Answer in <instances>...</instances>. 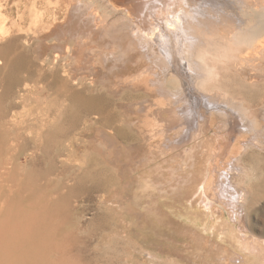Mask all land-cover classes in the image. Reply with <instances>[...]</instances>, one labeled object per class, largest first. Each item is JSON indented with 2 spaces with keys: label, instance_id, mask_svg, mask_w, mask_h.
<instances>
[{
  "label": "bare ground",
  "instance_id": "1",
  "mask_svg": "<svg viewBox=\"0 0 264 264\" xmlns=\"http://www.w3.org/2000/svg\"><path fill=\"white\" fill-rule=\"evenodd\" d=\"M16 1L50 21L43 24L49 48L59 44L72 55L112 42L114 64L101 77L107 91L144 95L129 120L148 139L142 164L151 162L152 177L144 171L139 190L151 182L155 190L144 197L183 215L199 230L186 228L195 250L216 264H264V243L244 234L260 163L253 154L264 147V112L252 105L264 92V0ZM3 13L0 3V21ZM26 61L23 52L12 62L16 84ZM91 86L70 95L87 113L105 106ZM164 164L167 174L158 177ZM9 198L0 205V264H69L74 231L61 222L66 211L45 199L22 206L15 193ZM209 226L215 246L201 236Z\"/></svg>",
  "mask_w": 264,
  "mask_h": 264
},
{
  "label": "rangeland",
  "instance_id": "2",
  "mask_svg": "<svg viewBox=\"0 0 264 264\" xmlns=\"http://www.w3.org/2000/svg\"><path fill=\"white\" fill-rule=\"evenodd\" d=\"M0 3L5 14L0 21V205H7L15 193L22 206L45 199L66 211L61 222L74 231L69 264H216L203 249L195 250L187 234L192 227L183 215L155 205L153 195L144 197L155 190L151 182L148 191L139 190L138 182L151 167V162L142 164L148 139L135 133L129 120L144 95L107 91L101 77L114 64L112 42L107 38V46L72 55L59 44L49 48L46 40L51 36L43 24L50 21L30 15L29 6L16 0ZM23 52L28 61L16 84L9 79L12 62ZM87 84H92V93L104 94L103 109L87 113L76 106L79 101L71 100L70 95L87 90ZM252 105L264 112V92ZM126 149H131L130 156ZM258 150L253 156L260 163L245 218L249 231L244 234L264 243V147ZM166 167L162 165L156 175L167 174ZM220 207L214 203L212 209ZM210 227L200 234L204 240H215L211 241L215 246L219 240ZM149 252L156 258L151 259Z\"/></svg>",
  "mask_w": 264,
  "mask_h": 264
}]
</instances>
